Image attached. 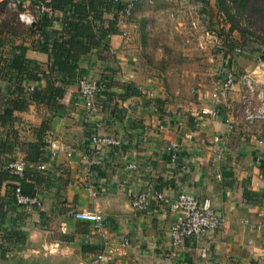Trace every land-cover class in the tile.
Segmentation results:
<instances>
[{"label":"crops","instance_id":"1","mask_svg":"<svg viewBox=\"0 0 264 264\" xmlns=\"http://www.w3.org/2000/svg\"><path fill=\"white\" fill-rule=\"evenodd\" d=\"M33 4L29 0L30 10ZM186 11L199 25L213 19L195 0H139L130 14L106 2L88 9L82 23L91 16L96 40L110 23L115 30L78 59L75 77L108 85L93 123L66 76L52 71L37 82L11 67L16 47L26 48L33 74L34 67L48 74L51 61L40 51L39 20L33 31L12 35L6 28L12 20L0 9V264H91L107 247L113 251L110 264H264V120L245 119L246 108H259L264 97L262 62L231 59L238 82L220 99L213 89L197 97L168 91L158 70L161 63L172 65L164 49L171 45V30L188 38ZM71 14L58 10L44 33H62L65 21L78 22ZM243 71L256 81L250 100ZM50 84L62 87L63 95L31 100L30 87ZM126 87L135 93L127 94ZM214 105L217 116L200 113ZM96 134L117 138L121 146L96 152L90 140ZM15 161L27 164L22 179L7 171ZM17 186L39 198L41 207L17 206ZM142 191L209 199L221 226L175 250L169 235L175 211L154 200L145 212L133 209L132 195ZM80 210L100 213L103 231L76 220Z\"/></svg>","mask_w":264,"mask_h":264},{"label":"built area","instance_id":"2","mask_svg":"<svg viewBox=\"0 0 264 264\" xmlns=\"http://www.w3.org/2000/svg\"><path fill=\"white\" fill-rule=\"evenodd\" d=\"M7 8L16 13L17 19L26 26H32L41 17L53 19L57 13L51 4L52 0H34L32 9L29 8V0H4ZM81 0H73V3H79ZM106 3H112L117 9L119 6H123V10L126 14H130L131 10L139 2V0H102ZM123 3V4H121ZM91 16L89 15L86 21H89ZM237 54L241 53L239 49H236ZM225 68L219 69L217 73V84L219 88L214 89V97L219 99L228 95L235 84L238 82V75L231 66H224ZM241 80L245 89L248 91V100L251 99L255 84V79L252 75L247 73L241 76ZM78 88V98L80 99V105L84 110L87 120L96 123V116L100 110V97L104 96L108 91L106 81H95L85 77H76L74 80ZM219 83V84H218ZM33 91V87L29 88ZM262 103L259 108H246L245 119L248 122H254L257 120H264V97H262ZM218 106L207 107L201 109L200 113L204 115L217 116ZM91 142L94 145L96 152L103 147H119L121 143L119 139L113 137H101L99 135H93ZM27 164L24 161H15L8 165L7 171L22 179L26 171ZM39 169H44V166H39ZM129 168H135L134 165ZM13 202L20 207H41V200L35 196L26 195L20 186L15 187L12 193ZM151 200L156 201L158 204L169 207L175 211L176 217L170 228V241L172 247L177 250L181 248L182 244L186 240L198 241L205 234L214 232L220 228L222 219L211 208L209 199L202 198L198 200L192 194L180 193L175 198L167 197L163 192L159 191H142L132 195L131 206L133 209L145 212L150 206ZM74 218L78 221H85L92 224V227L96 233H101L104 229L103 216L95 211L80 210L74 213ZM61 231L65 232V228L61 227ZM128 242L127 238L123 239V243ZM113 258V251L109 247L105 248L102 252L95 254L92 257L91 264H110ZM183 264V263H182Z\"/></svg>","mask_w":264,"mask_h":264},{"label":"rangeland","instance_id":"3","mask_svg":"<svg viewBox=\"0 0 264 264\" xmlns=\"http://www.w3.org/2000/svg\"><path fill=\"white\" fill-rule=\"evenodd\" d=\"M263 1L249 0L247 4L244 0H225L226 3L221 6L219 0H208V6L212 5L214 11L208 8L207 14L213 16V19L204 20L205 23L203 22L202 25H199L194 14L186 11L185 34L188 38L185 39L183 33L178 34L175 30H171L169 33L171 39L167 38L171 45L164 47L168 50L169 61L172 62L170 66H162L167 62L161 63L160 70H158L162 74V80L166 83L165 88L172 93L182 90L196 97L199 96L200 91H212V89L214 91L219 88L216 86L219 69L231 65L230 61L235 57L246 59L253 64L262 62L259 69L263 75L264 20L256 17L262 13L260 10L264 9L260 5ZM173 6V4L170 6L172 21L175 20ZM11 12L8 11V13ZM15 26L17 34L24 30L23 27ZM148 32L152 33L153 28L148 27ZM163 35L168 36L166 31H163ZM207 37L209 43L206 41ZM160 48L159 51L162 53L163 46ZM236 49L242 52L235 55L237 54ZM150 56L146 55L147 58ZM244 73L247 72L243 71L240 75Z\"/></svg>","mask_w":264,"mask_h":264},{"label":"trees","instance_id":"4","mask_svg":"<svg viewBox=\"0 0 264 264\" xmlns=\"http://www.w3.org/2000/svg\"><path fill=\"white\" fill-rule=\"evenodd\" d=\"M198 4V8L200 11H208V8H213L212 5L208 6V0H195ZM221 2V6L224 5L225 0H219ZM247 4L249 0H244ZM6 2L3 1L0 3V9L3 13L6 14V17H10L12 21L6 22V28L10 31L12 35L17 34L15 30L18 25L21 28H27L28 31H33L32 26H26L17 19L16 13H8V9L6 8ZM102 0H88L87 3H73V0H52V8L55 11H68L72 12L71 16L77 21L81 22H70L65 21V25L63 27L62 33L57 31H52L49 33L50 35L44 33V30L50 25V19L41 17L39 22L37 23L38 29L42 32L40 35L43 37V41L40 45V51L49 55L50 59V67L49 73L46 74L45 71L39 70L38 67H34L35 73L33 74L28 70L30 61L25 59L24 52L26 50L25 47H16L18 50V55H15L11 60V67L15 69L18 73L27 72V76L31 77L34 81H39L44 78L47 79L52 71L61 73L69 79V82H74L75 76L78 73V59L81 55L86 54L90 51L91 48L98 46L99 40L105 38L104 35L108 33L115 32L112 28V23L108 27V31L105 32L103 30L100 31L99 38L96 40L95 35L92 33L91 23L87 22L82 23L83 18L87 16V11L96 9L97 6L102 4ZM261 8L264 7V1L260 2ZM8 10V11H7ZM259 15L256 17L259 20H264V9L260 10ZM12 24V25H11ZM25 26V27H24ZM65 33V34H64ZM19 34V33H18ZM52 35L54 38L51 39ZM65 37V38H64ZM62 38V39H61ZM67 38V39H66ZM82 39L88 40L87 44L84 45ZM264 59V57H262ZM68 82V83H69ZM127 94L135 93L134 91H130L129 87H126ZM64 89L62 87L56 88L54 85L49 86V88L40 90L34 89L31 94V100L36 102H47V99L51 95L54 97H61L63 95Z\"/></svg>","mask_w":264,"mask_h":264}]
</instances>
